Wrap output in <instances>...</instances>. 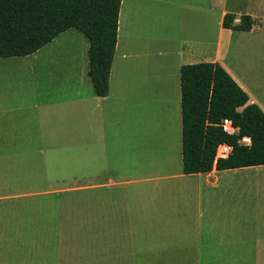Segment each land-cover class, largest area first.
I'll use <instances>...</instances> for the list:
<instances>
[{
  "label": "crops",
  "instance_id": "0c3cea01",
  "mask_svg": "<svg viewBox=\"0 0 264 264\" xmlns=\"http://www.w3.org/2000/svg\"><path fill=\"white\" fill-rule=\"evenodd\" d=\"M226 13L251 16V29L224 28ZM263 24L264 0H121L105 96L75 28L0 57V212L15 207L22 219L26 205L62 207L63 192L94 190V217L79 198L78 224H94L96 250L158 264H242L245 250H264V165L184 173L180 91L183 64L217 62L264 112ZM137 108L157 118L145 134L129 128ZM115 191L126 194L101 193ZM35 196L45 197L23 204ZM4 251L0 264H39V250Z\"/></svg>",
  "mask_w": 264,
  "mask_h": 264
},
{
  "label": "trees",
  "instance_id": "16d2710c",
  "mask_svg": "<svg viewBox=\"0 0 264 264\" xmlns=\"http://www.w3.org/2000/svg\"><path fill=\"white\" fill-rule=\"evenodd\" d=\"M121 0H0V57L32 54L61 32L75 28L89 41L88 74L99 96L108 93ZM222 26L249 31L252 18L226 13ZM182 170L186 174L264 165V112L248 103L247 93L217 62L180 67ZM231 120L237 134L220 123ZM248 136L249 145L238 143ZM231 146L227 158H216L219 143Z\"/></svg>",
  "mask_w": 264,
  "mask_h": 264
},
{
  "label": "rangeland",
  "instance_id": "374dc122",
  "mask_svg": "<svg viewBox=\"0 0 264 264\" xmlns=\"http://www.w3.org/2000/svg\"><path fill=\"white\" fill-rule=\"evenodd\" d=\"M257 35L264 39V31L257 33ZM141 111L142 115H140V110L137 108L134 124L129 122V128H133L134 125L136 133H139L140 129L144 133L148 121L153 122L157 119H154L152 115L153 110L149 116L144 109ZM159 113L163 117V111ZM134 186L136 184L129 187ZM101 193L114 199L120 196L124 197V194H126L125 191H115L112 194ZM94 196V190L63 192L56 198L65 199L66 197V201H68L66 206H51L50 208L41 209H33L26 204L45 196L24 197L22 200L26 206L22 208V219L18 208L8 206L6 215L2 211L0 212V261L7 255L4 250H13L11 256L15 255L17 250L18 259L20 258V250H33V252L39 250V253L32 256V261H37L39 264H42V261H46V264H158L153 257L148 256V258L138 251L133 254L130 250H96L94 224L90 223L89 226L84 224L81 230L78 224L79 198L89 204L88 206H82L85 214L94 217ZM46 197L53 199L55 195L51 194ZM38 210H42V215L45 217L37 222H31L30 217L36 214ZM64 234L67 238L61 239L60 236ZM58 250H66L67 252V254L63 253L60 256L59 261L56 256ZM245 251V262L242 260V264H264V250ZM43 252L46 255H43ZM23 258L25 261H29V255H23ZM143 258L149 261L144 262V260L142 261Z\"/></svg>",
  "mask_w": 264,
  "mask_h": 264
},
{
  "label": "built area",
  "instance_id": "2783aa9c",
  "mask_svg": "<svg viewBox=\"0 0 264 264\" xmlns=\"http://www.w3.org/2000/svg\"><path fill=\"white\" fill-rule=\"evenodd\" d=\"M220 126L222 130L228 135L237 134L238 132V129L233 126L231 120L228 118H223L220 123ZM250 142L251 140L248 136H243L238 139V143L243 144V145H249ZM230 152H231L230 144L227 143L226 141H223L219 143L218 146L216 147L215 157L216 158H227Z\"/></svg>",
  "mask_w": 264,
  "mask_h": 264
}]
</instances>
